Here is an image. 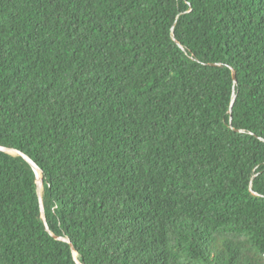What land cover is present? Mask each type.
I'll return each mask as SVG.
<instances>
[{
	"label": "trees",
	"instance_id": "16d2710c",
	"mask_svg": "<svg viewBox=\"0 0 264 264\" xmlns=\"http://www.w3.org/2000/svg\"><path fill=\"white\" fill-rule=\"evenodd\" d=\"M0 145V264H264V0H0Z\"/></svg>",
	"mask_w": 264,
	"mask_h": 264
},
{
	"label": "water",
	"instance_id": "95a60500",
	"mask_svg": "<svg viewBox=\"0 0 264 264\" xmlns=\"http://www.w3.org/2000/svg\"><path fill=\"white\" fill-rule=\"evenodd\" d=\"M176 42H177V41H176ZM177 43L179 44V46H180L181 48H183V46H182L179 42H177ZM211 64L216 65L217 63H211ZM232 79H233V83L235 84V83H236V75H235V71H234V70H232ZM234 99H235V92H234V85H233V89H232V99H231V103H230V105H229V112H230V114H231V111H232V106H233ZM230 120H231V115H230ZM0 150H1V151L8 152V153H10V154H14V153H11L10 150L14 151L15 154L22 156V157L24 158V160H25V161L31 166V168H32V170H33V172H34V174H35L36 189H37V194H38L39 201H40L41 217L43 218V222H44L45 228L49 231V227H48V225H47V222H46V219H45V216H44V208H43L42 197H41L42 194H41L40 191H39V184H38V182H37V176H38V174H37V170H39V171L41 172V179H40V182H41V184L43 183V179H42V170L38 167L37 163L34 162V161L31 159V157H29L27 154L23 153V152L20 151V150L10 149V148H7V147L2 146V145H0ZM52 235H53V237H54L55 239H59V240H63V241L68 242V243L70 244L71 249L74 251V257L76 256V252H75V250H74V246H73V244L70 242V240H69L68 238L61 237V236H57V235H54V234H52ZM75 259H76V257H75ZM76 262H77L78 264H83V263L79 262L77 259H76Z\"/></svg>",
	"mask_w": 264,
	"mask_h": 264
},
{
	"label": "bare ground",
	"instance_id": "6f19581e",
	"mask_svg": "<svg viewBox=\"0 0 264 264\" xmlns=\"http://www.w3.org/2000/svg\"><path fill=\"white\" fill-rule=\"evenodd\" d=\"M11 153H15L14 151L10 150ZM37 182L39 184V191L41 192V188H42V185H41V182H40V179H41V172L39 170H37Z\"/></svg>",
	"mask_w": 264,
	"mask_h": 264
},
{
	"label": "rangeland",
	"instance_id": "374dc122",
	"mask_svg": "<svg viewBox=\"0 0 264 264\" xmlns=\"http://www.w3.org/2000/svg\"><path fill=\"white\" fill-rule=\"evenodd\" d=\"M15 154V153H14ZM42 185V184H41ZM43 187V186H42ZM43 190V189H42ZM42 194V192H40Z\"/></svg>",
	"mask_w": 264,
	"mask_h": 264
}]
</instances>
